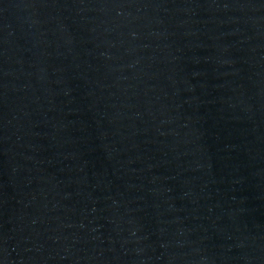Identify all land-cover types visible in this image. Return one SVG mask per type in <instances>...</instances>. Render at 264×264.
Here are the masks:
<instances>
[{
    "label": "water",
    "instance_id": "1",
    "mask_svg": "<svg viewBox=\"0 0 264 264\" xmlns=\"http://www.w3.org/2000/svg\"><path fill=\"white\" fill-rule=\"evenodd\" d=\"M0 264H264V0H0Z\"/></svg>",
    "mask_w": 264,
    "mask_h": 264
}]
</instances>
